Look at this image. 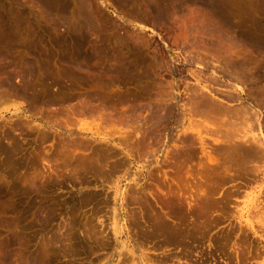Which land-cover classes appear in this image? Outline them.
<instances>
[{
	"label": "rangeland",
	"instance_id": "1",
	"mask_svg": "<svg viewBox=\"0 0 264 264\" xmlns=\"http://www.w3.org/2000/svg\"><path fill=\"white\" fill-rule=\"evenodd\" d=\"M219 2L224 17L215 25L219 30L214 37L222 38L217 44L211 38L213 35L205 39L191 33L193 28L186 32L183 27L185 17L204 11L199 10L202 8L199 5L185 6L181 14L170 12L174 22L170 20V25H165L154 22L151 16L147 18L144 10L138 11L143 9L140 0H0V252H3L0 259L3 257V264H21L39 254L43 259L37 257L41 264H130L134 259L139 263L142 253L168 256L172 260L168 264H264V156H261L264 146L253 142L254 138L260 140V133L264 135V0ZM189 10L194 12L188 15ZM186 21L189 27L194 26L192 19L190 25L187 18ZM184 35L191 36L187 38L193 42L179 41ZM194 39L198 40L197 50L208 47V51H202L205 55L197 53L192 46ZM230 50L233 54L236 51L234 56ZM209 51H215L218 63ZM194 72L202 76L200 80L205 82H201L202 86H214L216 99L194 86L195 78L191 75ZM195 94V99L205 98L207 102L211 99L203 107L204 100H200L201 110L208 107L207 118L203 110L202 116L200 113L193 116ZM217 97L231 105L225 108L232 113L227 111L228 116L233 115L228 121L221 118L226 110L219 111L225 104L219 106ZM212 101L215 109L211 108ZM208 104L213 112L217 109L216 114ZM216 117L223 120L222 125L214 124L216 121L221 124ZM231 119L236 120L230 127L232 130ZM245 126L248 134L252 129L253 139L244 137L248 135ZM239 127L241 131L236 129ZM233 129L237 134L234 135ZM225 131L227 136L230 134L228 140ZM190 144L192 147L188 148ZM257 151H262L261 157L256 156ZM173 159L177 164L182 162L176 175L171 172ZM140 171H145L144 177H140ZM139 177L145 191L127 190L131 180ZM173 180L180 185L184 196L191 198L184 197L176 203L181 206L175 207L180 214H173L177 216L173 220L180 229L164 218L168 210L160 209L167 202ZM173 187L172 191L177 188ZM177 189L174 192L179 193ZM202 192L216 202L214 209H207L209 212L199 211V205L190 208L187 204L197 200ZM125 197L130 203L123 202ZM115 213L119 215L116 219ZM137 215L141 226L133 228L130 218L136 216L137 220ZM143 215L146 220L142 219ZM158 216L167 220L171 229L175 227L173 231L179 234L175 240L143 236L152 230L151 218ZM115 222L122 234L130 233L127 239L121 237L119 243L111 231ZM141 230L146 232L142 231V235ZM100 231L104 232V238ZM125 241L127 247L123 248ZM130 249L133 254L127 251Z\"/></svg>",
	"mask_w": 264,
	"mask_h": 264
},
{
	"label": "bare ground",
	"instance_id": "2",
	"mask_svg": "<svg viewBox=\"0 0 264 264\" xmlns=\"http://www.w3.org/2000/svg\"><path fill=\"white\" fill-rule=\"evenodd\" d=\"M140 2L142 3L143 9L140 10L142 7H141L140 9L138 8V11H142V12L145 11L144 13H145V14H148V15L146 16L147 18H148V16H151V17L153 18V21H154V22H159V23H160V22H164L165 25H170L169 23H171V21H173V20H171V19H172V14H173V15H174V14H181L182 11H185V10H184V9H185V6L199 5V8H200V6H201L202 8H200L199 10L202 9V10H204L205 12H204V11L202 12V11H199V10H198V11H199L198 14H195V12L192 10V11L194 12V14H191L190 17L187 16V17L184 18V20H185V22H186L187 25L184 23L185 26H183V22H181V23H182L181 26L186 27V28H185V29H187L186 32H187V31H190V32H191L190 29L193 28V32H191V33H193L194 35L204 36V38H205V36L208 35V36H207V37H209L208 39H210L211 35H213L211 38H213L214 35L217 36V30H219V29L216 30V29H215V25H217L218 22L220 23V22L222 21V18L224 17L223 12H222V9H221L222 6H221L219 0H140ZM132 3H133V2H132ZM134 3H135V2H134ZM141 3H140V4H141ZM134 5H135V4H134ZM136 6H137V4H136ZM138 6H139V5H138ZM138 6H137V7H138ZM134 7H135V6H134ZM139 7H140V6H139ZM197 7H198V6H197ZM197 7H196V9H197ZM186 9H187V8H186ZM196 9H195V11H196ZM143 10H144V11H143ZM192 11H191V12H192ZM170 12H172V14H171ZM191 12H190V10H189V12H188L187 14L189 15V13H191ZM182 13H183V12H182ZM196 13H197V11H196ZM200 13H203V14H200ZM185 15H186V13H185ZM182 16H183V15H182ZM173 17H175V16H173ZM177 17L179 18L178 15H177ZM188 17H189L190 19H189ZM142 18H143V17H142ZM152 18H151V19H152ZM186 18L188 19L189 25L192 23V21H191V19H192L193 22H194L195 24L193 23V24H191V25H194V26L189 27V26H188V23H187V21H186ZM151 19H150V20H151ZM179 19H180V18H179ZM148 20H149V19H148ZM170 20H171V21H170ZM175 20H178V19L175 18ZM189 20L191 21V23H190ZM151 21H152V20H151ZM153 21H152V23H153ZM180 21H181V19H180L178 22H180ZM182 21H183V20H182ZM173 22H174V21H173ZM175 22H176V21H175ZM154 24H155V23H154ZM223 26H224V25H223ZM165 27H166V26H165ZM167 27H168V26H167ZM167 27H166V28H167ZM216 28H217V26H216ZM218 28H219V27H218ZM222 28H224V27H222ZM185 29H183V30L185 31ZM166 30H167V29H166ZM170 30H171V28H170ZM183 30H182V31H183ZM168 32H169V31H168ZM220 34H221V31H220ZM209 35H210V36H209ZM187 37H189V36L184 35V37H183V38H180L179 41H181V42L186 41V40L188 39ZM190 37H191V36H190ZM190 37H189V38H190ZM194 37H195V36H194ZM196 37H198V36H196ZM218 37H219V36H218ZM226 37H227V36H226ZM226 37H225V38H226ZM204 38H203V39H204ZM214 38H215V37H214ZM214 38H213L212 40H213V41L215 40V43H217V44H219L218 42L220 41V39H222V38L219 37L220 39L218 38V40H219V41H218L216 38H215V39H214ZM229 38H230V37H229ZM176 39H177V38H175V40H176ZM178 39H179V38H178ZM178 39H177V41H178ZM181 39H183V41H182ZM190 39H191V38H190ZM196 39H197V38H196ZM196 39H194V41H195ZM198 39H199V38H198ZM205 39H207V38H205ZM205 39H204V40H205ZM10 40H11V39H10ZM216 40H217V41H216ZM179 41H178V42H179ZM188 41H190V40L188 39L186 43H188ZM199 41H200V39H199ZM210 41H211V40H210ZM213 41H212L211 43H213V44L215 45V43H214ZM229 41H230V39H229ZM231 41H232V40H231ZM178 42H177V45H178ZM191 42H193V41H190V43H191ZM202 42H203V41H202ZM224 42H225V41H224ZM234 42H235V41H234ZM174 43H175V41H174ZM194 43H195V44H194ZM194 43H193L194 45H192V46L195 48L196 44L198 45V40H196V42H194ZM225 43H226V42H225ZM199 44H200V42H199ZM202 44H203V43H202ZM223 44H224V43H223ZM226 44L228 45V42H227ZM226 44H225V45H226ZM208 45H209V44H208ZM214 45H213V46H214ZM230 45H231V44H230ZM189 46H190V45H189ZM192 46H191V47H192ZM198 46H199V45H198ZM202 46H204V45H202ZM202 46H201V47H202ZM213 46H212V47H213ZM215 46H216V45H215ZM221 46H222V45H221ZM228 46H229V45H228ZM231 46H232V45H231ZM193 47H192V49H194ZM204 47H205V46H204ZM217 47H218V46H217ZM219 47H220V45H219ZM222 47L224 48V46H222ZM222 47H221V48H222ZM233 47H234V46H233ZM197 48H198V47H196L195 49L197 50ZM205 48L208 49V47H205ZM215 48H216V47H215ZM226 48H228V47H226ZM199 49H201V48H199ZM199 49L197 50V53H199V52H201V53H199V54H203V53H204L203 55H205V54H206L205 52L208 51L207 49H204V48H203L204 50L201 49V51H199ZM218 49H219V48H218ZM230 49H232V48L230 47ZM205 50H206V51H205ZM211 50H212V49H211ZM223 50H224V49H223ZM223 50H222V51H223ZM227 50H228V49H226L225 52H226ZM234 50H235V49H234ZM202 51H205V52L202 53ZM209 52L212 53V51H209ZM214 52H215V51H214ZM214 52H213V53H214ZM223 52H224V51H223ZM228 52H231V50L228 51ZM232 52H233V51H232ZM232 52H231V54H233ZM235 52H236V51H235ZM235 52H234V54H235ZM1 53H2V51H1ZM195 53H196V52H195ZM213 53L210 55L212 59H214V58L216 57V56H215L216 54L214 53V54H215V55H214ZM218 53H220V52H218ZM192 54H193V53H192ZM199 54H198V56H199ZM224 54H225V53H224ZM224 54H223V56H224ZM234 54H233V56H234ZM2 55H3V54H2ZM208 55H209V53H207V57H208ZM219 55H220V54H219ZM198 56H197V57H198ZM212 56H213L214 58H213ZM217 56H218V55H217ZM225 56L227 57L226 54H225ZM239 56H240V55H238L237 57H239ZM193 57H194V56H193ZM226 57H224V58L227 59ZM237 57H236V59H237ZM240 57H241V56H240ZM200 58H203V57L201 56ZM232 58H235V57H232ZM242 58H243V56H242ZM161 59H162V58H161ZM215 59H216V61H217V63H218L219 60H217V58H215ZM215 59H214V60H215ZM222 59H223V58H222ZM229 59H230V58H229ZM229 59H227V60H229ZM236 59H234V60H236ZM238 60H239V59H238ZM192 61H193V60H192ZM201 61H203V59H201ZM249 61H250V60H249ZM249 61H248V62H249ZM160 62H161V61H160ZM194 62H196V61H194ZM228 63H229V62H228ZM230 63H231V62H230ZM232 63H233V62H232ZM236 63H237V61H236ZM236 63H235V64H236ZM242 63H243V62H242ZM158 64H159V63H158ZM203 64H204V63H203ZM235 64H234V65H235ZM204 65H205V64H204ZM212 65H213V64H212ZM234 65H231V66H234ZM237 65H238V64H237ZM237 65H236L235 67H237ZM240 65H241V63H240ZM246 65H247V64H246ZM157 66H158V65H157ZM241 66H242V65H241ZM31 67H33L32 69H34V66L31 65L30 68H31ZM199 67L202 68L201 64L199 65ZM239 67H240V66H238V68H239ZM159 68H160V67H159ZM224 68H225V67H224ZM230 68H231V67H230ZM232 68H233V67H232ZM232 68H231V69H232ZM238 68H237V69H238ZM234 69H235V68H234ZM234 69H232V70H234ZM237 69H236V70H237ZM241 69H243V68H240V70H241ZM244 69H245V68H244ZM35 70H36V69H35ZM224 70H227V69H224ZM236 70H235V71H236ZM31 71H33V70H31ZM197 71H198V70H197ZM197 71H196V72H197ZM219 71H221V70H219ZM235 71H233V73H234ZM199 72H201V71H199ZM227 72H228V71H227ZM240 72H242V71H240ZM29 73H30V72H29ZM32 73H33V72H32ZM223 73L226 74V72H223ZM243 73H244V72H243ZM33 74H34V73H33ZM197 74H200V73H197ZM214 74H215V73H214ZM234 74H235V73H234ZM191 75L195 78V83H194L195 85H194V86H198L197 89H198V90L200 89V90H199L200 92L202 91L203 93L210 94L213 98L216 99V96L213 94V90H212V88L214 89V86H212V88H211V86H208V84H205L204 86H202L203 84H201V82H202V83H205V82H203V79L200 80L202 76L200 77V75H199V77H198V76L195 74V72H194V73H191ZM215 75H216V74H215ZM236 75H237V74H236ZM236 75H235V76H236ZM224 76H227V75H224ZM224 76H223V77H224ZM238 76L240 77L241 75L239 74ZM238 76L236 77V79L238 78ZM245 76H246V75H245ZM245 76H244V77H245ZM233 78H234V77H233ZM216 80H217V79H216ZM218 80H219V79H218ZM242 81H244V80H242ZM210 82H211V81H210ZM238 82H239V81H238ZM9 83H10V82H9ZM215 83H216V82H215ZM215 83H214V84H215ZM218 83H219V82H218ZM218 83H217V84H218ZM206 85H207V86H206ZM209 85H210V84H209ZM224 87H225V86H224ZM226 87H227V86H226ZM233 88H234V87H233ZM217 89H218V88H217ZM231 90H233V89H231ZM234 90H235V88H234ZM234 90H233V92H234ZM195 91H196V90H195ZM214 91H215V90H214ZM218 91H219V90H218ZM218 91H217V92H218ZM226 91H227V90H226ZM197 92H198V91H196V92H194V93L197 94ZM219 93H220V91H219ZM230 93H231V92L229 91V94H230ZM234 93H235V92H234ZM253 93H254V92H253ZM196 94H195V95H192V97H193V96H194V97L197 96L199 93H198L197 95H196ZM229 94H228V96H229ZM254 94H255V93H254ZM259 94H260V92L257 94V96H258ZM200 95H203V94L200 93ZM231 95H232V94H230V97H231ZM255 95H256V94H255ZM255 95H254V96H255ZM198 96H199V95H198ZM204 96H205V94H204ZM225 96H226V95H225ZM194 97H193V98H194ZM199 97H200V96H199ZM207 97H208V96H207ZM207 97H206V98H207ZM230 97H229V98H230ZM238 97H239V96H238ZM197 98H198V97H197ZM197 98H196V99L194 98V99H195V101H194L195 103H194V102L192 103V105L194 104V105H193V110H192L193 113H194V115H193V113H191V114H192L193 116H195V113L198 114V113H200V112L203 110V111H202L203 113L206 111V113H204V116H206L207 111H208V110H207V109H208L207 105H206V108L204 107L205 110H204V109L201 110V108L203 107L204 104L209 103V101H210L211 99L209 98L210 100H208V102H207V101L204 100L205 98H202V99H201V98H198L199 101L197 100ZM213 98H212V99H213ZM233 98H234V97H233ZM217 99H218V97H217ZM161 100H162V99H161ZM192 100H193V99H192ZM196 100H197L198 102H196ZM200 100H204L205 103H203L204 101H203V102L201 101V102H202V103H201ZM218 100H219L221 103H220V105H219V103H218L217 105L221 106L222 104H225V106H226V107H225L224 105H222V106H224L223 108H220V107H219L220 110H221V111L218 110L219 113H221V112L223 111L222 109H225V108H228L229 106H231L229 103H227V101H223V100H221V99H218ZM218 100H217V101H218ZM235 100H236V99H235ZM157 101H160V100H157ZM213 101H214V100H213ZM213 101H212V107H211V108H212V109H215V108H214V105H213ZM217 101H216V102H217ZM210 102H211V101H210ZM160 103H161V102H160ZM200 103H201V106H202V107H200ZM202 104H203V105H202ZM214 104L216 105V103H214ZM159 105H160V104H159ZM161 106H162V105H161ZM204 106H205V105H204ZM208 106H209V104H208ZM210 106H211V104H210ZM210 106H209V108H210ZM222 106H221V107H222ZM227 106H228V107H227ZM156 107H157V106H156ZM215 107L217 108V106H215ZM232 107H233V106H232ZM191 108H192V106H191ZM211 108H210V111L212 110ZM229 108H231V107H229ZM239 108L241 109V107H239ZM232 109H233V108H232ZM235 109H236V108H235ZM245 109H246V108H245ZM155 110H156V109H155ZM225 110H226V109H225ZM241 110H244V109H241ZM247 110H248V109H247ZM158 111H161V107H160V110H158ZM184 111H185V110H184ZM192 111L190 110V112H192ZM227 111H228V109H227L224 113H221V114H225L224 117H223L222 115H221L222 117H221V116H220V117H221V118H226L225 120H227L228 117H231V118H232L233 115L228 116V115H229L228 113H230L231 111H230V112L228 111V113H227ZM232 111H233V110H232ZM236 111H240V110H236ZM212 112H213V110H212ZM215 112H217V109L215 110ZM215 112H213V113H215ZM234 112H235V110H234ZM244 112H245V111H244ZM246 112H247V111H246ZM155 113H156V112H155ZM155 113H154V114H155ZM203 113H200V114H198V115L202 116ZM211 114H212V113H211ZM215 114H216V113H215ZM215 114H214V115H215ZM227 114H228V115H227ZM230 114H232V113H230ZM233 114H235V113H233ZM236 114H237V112H236ZM236 114H235V116H236ZM244 114H245V113H244ZM184 115H185V114H184ZM198 115H196V117H197ZM214 115H213V116L211 115V117L213 118ZM219 115H220V114H219ZM226 115H227V117H225ZM238 115H240V114L238 113ZM246 115H247V114H246ZM252 115H253V114H252ZM160 116H161V115H160ZM216 116H217V115H216ZM243 116H244V115H243ZM257 116H258V115H257ZM154 117H155V116H154ZM198 117H199V116H198ZM211 117H210V118H211ZM255 117H256V116H255ZM155 118H156V117H155ZM155 118H153V119L155 120ZM158 118H159V117H158ZM204 118H205V117H204ZM204 118H203V119H204ZM206 118H207V116H206ZM216 118H217V117H216ZM216 118H215V120H216ZM221 118H220V119H221ZM235 118H238V116H236ZM243 118H244V117H242V120H243ZM247 118H248V117H247ZM217 119H218V118H217ZM229 119H230V118H228V120H229ZM250 119H251V118H250ZM253 119H254V118H253ZM201 120H202V119H201ZM205 120H206V119H205ZM207 120H208V119H207ZM218 120H219V119H218ZM228 120H227V121H228ZM234 120H235V119H234ZM239 120H240V119H239ZM239 120H238V122H239ZM246 120H247V119H246ZM248 120H249V119H248ZM248 120H247V121H248ZM255 120H256V119H255ZM259 120H260V119H259ZM194 121H195V120H194ZM208 121H209V120H208ZM210 121L213 122L214 120H210ZM220 121H221V124H218V121H216L217 123H214V122H213V123H214V124H217V125H222L223 120H219V122H220ZM247 121H245L244 124L246 123V125L248 126ZM202 122H203V121H202ZM230 122H231L232 124H231ZM230 122H229V123H230L229 128L231 127V125L233 126V123H234V122L236 123V120H235L234 122H232V119H231ZM238 122H237V123H238ZM224 123H225V125L227 124L226 121H224ZM224 123H223V124H224ZM240 123H241V122H240ZM240 123H239V124H240ZM253 123H254V121H253ZM253 123H252V124H253ZM261 123H262V122H261ZM147 124H148V123H147ZM157 124H158V123H157ZM198 124H199V123H198ZM209 124H210V123H209ZM214 124H212V125H214ZM257 124H258V123H257ZM150 125H151V124H150ZM217 125H216V126H217ZM225 125H224L223 127L226 128L227 125H226V126H225ZM228 125H229V124H228ZM235 125H236L235 127H238L237 124H235ZM240 125H241V124H240ZM240 125H239V126H240ZM242 125H243V124H242ZM216 126H214V127H215L214 129H216ZM247 126H245V128L243 127V129H245L244 132H246V127H247ZM249 126H250V125H249ZM249 126H248V127H249ZM251 126H252V125H251ZM253 126H254V125H253ZM261 126H262V125H261ZM148 127H149V126H148ZM204 127H205V125H204ZM218 127H219V126H218ZM220 127H221V126H220ZM235 127H233V128L235 129ZM211 128H212V127H211ZM211 128H210V130H211ZM221 128H222V127H221ZM208 129H209V128H208ZM208 129H206V130L208 131ZM230 129H231V128H230ZM234 129H233V130H234ZM236 129H238V131H239V130H240V127H239V128H236ZM212 130H213V129H212ZM216 130H217V129H216ZM219 130H220V129H219ZM224 130H225V129H224ZM226 130H227V129H226ZM231 130H232V129H231ZM251 130H252V129H250V131H251ZM222 131H223V130H222ZM234 131H235V130H234ZM240 131H241V130H240ZM250 131H249V134H250ZM217 132H218V131H217ZM226 132H228V131H225V133H226ZM232 132H233V131H232ZM232 132H231V133H232ZM235 132H236V131H235ZM244 132H243V134H244ZM219 133H220V132H219ZM221 133H222V132H221ZM233 133H234V132H233ZM246 133H247V132H246ZM252 133H253V132H252ZM254 133H255V132H254ZM258 133H260V132H258ZM258 133H257V134H258ZM223 134H224V133H223ZM235 134H237V132L234 133V135H235ZM238 134H239V133H238ZM247 134H248V133H247ZM249 134H248L247 136H244V137L249 138V137L251 136V138H252V137H253L252 134H250V135H249ZM255 134H256V133H255ZM260 134H261V136H260L261 138H259L258 135H257V137H258L260 140H258V139H256V138H254V139L252 138V139H253V142H254V141H255V142L257 141V142L261 145V147H262V146H264V135H263L262 133H260ZM229 135H230V134H228V136H229ZM241 135H242V134H241ZM244 135H245V134H244ZM226 136H227V133H226ZM226 136H225V138H226ZM228 136H227V140H228ZM231 136H232V134H231ZM248 136H249V137H248ZM255 136H256V135H255ZM232 138L234 139V137H232ZM239 138H240V137H239ZM241 138H243V137H241ZM230 139H231V138H230ZM230 139H229V140H230ZM237 139H238V138H237ZM255 139H256V140H255ZM179 140H180V139H179ZM227 140H226V141H227ZM244 140H245V138H244ZM262 140H263V141H262ZM109 141H110V140H109ZM226 141H223V142H226ZM237 141H238V140H237ZM237 141H236V142H237ZM250 141H251V140H250ZM187 142H188V141H187ZM257 142H256V143H257ZM226 143H227V142H226ZM238 143L241 144L240 142H237V144H238ZM250 143H251V142H250ZM258 143H257V144H258ZM183 144H184V143H183ZM252 144H253V143H252ZM259 144H258L257 146H259ZM188 145H189V144H188ZM188 145H187V146H188ZM232 145H233V144H232ZM241 145H242V144H241ZM183 146H184V145H183ZM185 146H186V144H185ZM222 146H223V145H222ZM235 146H236V145H235ZM257 146H256V147H257ZM179 147H180V146H179ZM190 147H192L191 144H190V146H189L188 148H190ZM223 147H225V146H223ZM226 147H227V146H226ZM228 147H229V145H228ZM238 147H239V145H238ZM185 148H186V147H185ZM230 148H231V146H230ZM239 148H240V147H239ZM252 148H253V147H252ZM258 148H259V147H258ZM262 148H264V147H262ZM262 148H261V149H262ZM182 149H183V148H182ZM182 149H181V150H182ZM227 149H228V148H227ZM231 149H234V148H231ZM231 149H230V150H231ZM243 149H244V148H243ZM246 149H247V147H246ZM248 149L250 150L251 148H249V146H248ZM192 150H193V149H192ZM237 150H238V149H237ZM256 150H257V149H256ZM173 151H174V150H173ZM190 151H191V150H190ZM223 151H226V150L223 149ZM223 151H222V152H223ZM239 151H241V150H239ZM239 151H238V152H239ZM244 151H245V150H244ZM250 151H251V150H250ZM253 151L255 152L254 149H253ZM262 151H263V152H262ZM262 151H261V152L264 153V149H262ZM178 152H179V151H178ZM186 152H187V151H186ZM186 152H185V153H186ZM219 152H221V148H220ZM232 152H235V150H234V151L232 150ZM238 152H237V153H238ZM245 152H247V151H245ZM251 152H252V151H251ZM254 152H253V153H254ZM257 152H258V151H257ZM261 152H260V153H261ZM169 153H170V151H169ZM171 153H172V152H171ZM176 153H177V152H175V154H176ZM179 153H180V152H179ZM191 153H192V152H191ZM239 153H240V152H239ZM247 153H248V152H247ZM247 153H246L244 156L248 155ZM260 153L258 152L257 154H259V155H256V156H260ZM221 154H222V153H221ZM228 154H230V153L228 152ZM167 155H168V154H167ZM172 155H173V153H172ZM176 155H177V154H176ZM183 155H184V150H183ZM183 155H181V157L184 158ZM231 155H232V154H231ZM173 156H174V155H173ZM228 156H230V155H228ZM233 156H234V154H233ZM236 156H238V155H236ZM254 156H255V155H254ZM261 156L263 157L264 155H261ZM261 156H260V157H261ZM167 157H169V156H167ZM187 157H188V156H187ZM210 157H211V156H210ZM246 157H247V156H246ZM250 157H251V156H250ZM171 158H175V157H171ZM183 158H182V159H183ZM230 158H231V156H230ZM235 158H236V157H235ZM235 158H234V159H235ZM256 158H257V157H256ZM175 159H177V158H175ZM175 159H173V160H174L173 162L171 161V163L173 164V167H174V168L170 165V166L173 168V170H171V172H172L174 175H176V174L178 173V170H179V169L181 168V166H182V165H181V166L179 165V163H180L181 161H177V160H179V159H181V158L179 157V159L176 160L177 162H179L178 164L175 162ZM189 159H190V158H189ZM234 159H233V160H234ZM243 159H245V161H246V158H243ZM247 159H248V158H247ZM253 159H254V158H253ZM262 159H263V158H262ZM135 160H136V159H135ZM183 160H184V159H183ZM212 160H213V159H212ZM241 160H242V159H241ZM249 160H250V159H249ZM254 160H255V159H254ZM258 160H259V159H258ZM258 160H257V161H258ZM185 161H186V158H185ZM235 161H236V160H235ZM239 161H240V160H239ZM247 161H248V160H247ZM257 161H256V162H257ZM163 162H164V161H163ZM211 162H212V161H211ZM228 162H229V160H228ZM228 162H227V163H228ZM181 163H182V162H181ZM213 163H214V162H213ZM218 163H219V162H218ZM218 163H217V164H218ZM222 163H223V162H222ZM234 163H235V162H234ZM234 163H233V164H234ZM236 163H237V162H236ZM236 163H235V164H236ZM258 163H260V162L258 161ZM165 164H166V163H165ZM169 164H170V163H169ZM217 164H216V165H217ZM219 164H220V163H219ZM242 164H243V162H242ZM160 165H161V164H160ZM221 165H222V164H221ZM244 165H245V164H244ZM248 165H249V164H248ZM251 165H252V164H251ZM229 166H230V165H229ZM236 166H237V165H236ZM161 167H162V166H161ZM223 167H225V165H224ZM241 167H242V165H241ZM244 167H246V166H244ZM214 168H215V167H214ZM214 168H212V169H214ZM216 168H220V170L222 169L220 166H218V167H216ZM226 168H227V167H226ZM226 168H225V169H226ZM232 168H233V167H232ZM237 168H238V167H237ZM237 168H236V169H237ZM247 168H249V167H247ZM256 168H257V167H256ZM256 168H255V169H256ZM258 168H259V167H258ZM234 169H235V168H234ZM239 169H240V168H239ZM251 169H253V168L251 167ZM263 169H264V168H263ZM214 170H215V169H214ZM247 170H248V169H247ZM249 170H250V168H249ZM223 171H224V170H223ZM223 171H222V172H223ZM229 171H230V170H228L227 172H229ZM233 171H234V170H233ZM238 171H241V169L238 170ZM244 171H246V170H244ZM250 171H251V170H250ZM250 171H249V172H250ZM220 172H221V171H220ZM222 172H221V173H222ZM225 172H226V171H225ZM225 172H224V173H225ZM241 172H242V171H241ZM249 172H248V173H249ZM251 172H252V171H251ZM251 172H250V173H251ZM166 173H167V172H166ZM212 173H213V172H212ZM221 173H220V174H221ZM244 173H246V172H244ZM167 174H168V173H167ZM218 174H219V172H218ZM220 174H219V175H220ZM236 174H237V173H236ZM252 174H253V173H251V175H252ZM139 175H140V177H144V176H145V171H140V172H139ZM219 175H218V176H219ZM244 175H247V173L244 174ZM248 175H249V174H248ZM167 176H168V175H167ZM224 176H225V175H224ZM224 176H223V177H224ZM249 176H250V175H249ZM133 177H134V176H133ZM135 177H136V176H135ZM140 177L137 178V179H136V178H133L132 180L130 179L132 183H130V185H127V186H126V189L129 190V191H132V190H133V191H134V190H137V191H138V190H140V191H141V190H142V191H145V187L142 186V185L140 184V182H139ZM252 177L256 178L255 176H251V178H252ZM257 177H258V176H257ZM163 178H164V177H163ZM171 178H172V177H171ZM219 178H220V177H219ZM221 178H222V177H221ZM224 179H225V178H224ZM171 180H172V179H171ZM222 180H223V179H222ZM164 181H165V180H164ZM175 181H176V180H175ZM175 181L173 180V183H172V185H171V189H169L170 192L168 191L169 194L167 195V202H165L164 205H162V204L160 203V204L162 205V206H160V209H161V210H164V209H167V210H168V212H165V215L163 214V215H164V218L167 219V220L172 221L173 223H175V227L177 228V226H176L177 223L173 220L175 217H177V216L174 217L175 213H176L177 215L180 214V213H177L178 211H177V212L175 211V209H176L177 207H179V206L176 205V203H177V202L180 203L181 200H182L184 197H185V198H187V197L184 196V194H183L184 192H182L183 190L180 188V185H178ZM245 182H246V181H245ZM250 183H252V182H250ZM168 184L170 185V182H169ZM195 184H196V183H195ZM240 184H241V183H240ZM173 186H176V187L178 188V189H177V188H175V189H177V190L179 191V193H176L177 191L174 192L175 189L172 191V188H174ZM242 186H243V185H242ZM242 186H241V187H242ZM236 187H237V186H236ZM137 188H138V189H137ZM184 189H185V188H184ZM188 190L192 191V190H193V187L190 188V189H189V187H188ZM237 191H238V190H237ZM117 192H118V191H117ZM168 192H167V193H168ZM172 192H173V193H172ZM132 193H133V192H132ZM160 193H161V191H160ZM124 194H125V193H124ZM138 194H139V193H138ZM216 194H217V193H216ZM230 194L232 195L231 192H230ZM230 194H228L229 197H231ZM241 194H242V193H241ZM139 195H140V194H139ZM165 195H166V194H165ZM209 195H210V194H209ZM226 195H227V194H226ZM237 195H238V194H237ZM133 196H134V195H133ZM222 196H223V195H222ZM131 197H132V196H131ZM143 197H144V196H143ZM224 197H225V195H224ZM127 198H128V197H127ZM127 198H126V197H125V198H122V199H123V202H124V200H125L126 203H128V202L130 203V200H129V199L127 200ZM187 199H189V198H187ZM190 199H191V198H190ZM190 199H189V200H190ZM223 199H224V198H223ZM226 199H227V198H226ZM226 199H225V200H226ZM229 199H230V198H229ZM229 199H228V200H229ZM263 199H264V198H263ZM263 199H262V200H263ZM132 200H133V198H132ZM143 200H145V199H143ZM176 200H177V201H176ZM221 200H222V199H221ZM139 201H141V200H139ZM165 201H166V200H165ZM173 201H174V202L176 201V202L174 203L175 206L173 205ZM186 201H187V200H186ZM197 201H199V202H198L199 204L197 203ZM218 201H220V200L218 199ZM141 202H142V201H141ZM145 202H146V201H145ZM148 202H149V201H148ZM182 202H183V201H182ZM195 202H196V204H195ZM226 202H227V201H226ZM226 202H225V203H226ZM137 203H138V201H137ZM149 203H150V202H149ZM157 203H159V202H157ZM162 203H163V202H162ZM145 204H146V203H145ZM177 204H178V203H177ZM183 204H184V202H183ZM187 204L190 206V208H191L192 206L194 207V206L196 205V207H197V205H199V207H198V208H200L199 211H202V212H205V211H203V210H207V209L209 210V208L211 209L212 207H215V206H216V205H215L216 202L212 199V197L208 196V194H206L205 192H202V194L200 195V197H199L197 200H196V198H195L194 200L192 199V200L189 201V202L187 201ZM228 204H229V203H228ZM228 204H227V205H228ZM259 204H260V203H259ZM179 205H180V204H179ZM219 205H220V204H219ZM224 205H226V204H224ZM263 205H264V204H263ZM121 206H122V205H121ZM121 206H120V207H121ZM150 206H151V205H150ZM150 206H149V208H150ZM176 206H177V207H176ZM217 206H218V205H217ZM151 207H152V206H151ZM158 207H159V206H158ZM175 207H176V208H175ZM180 207H181V206H180ZM180 207H179V208H180ZM222 207H223V206H222ZM142 208H143V207H142ZM149 208H148V209H149ZM179 208H178L177 210H179ZM190 208H189V209H190ZM224 208H225V207H224ZM152 209H153V207H152ZM194 209H195V208H194ZM194 209H193V210H194ZM212 209H214V208H212ZM215 209H216V208H215ZM219 209H220V208H219ZM225 209H226V208H225ZM262 209H263V208H262ZM180 210H182V209H180ZM208 210H207V211H208ZM221 210H223V208H222ZM227 210H228V209H227ZM148 211H149V210H148ZM153 211H154V210H153ZM196 211H197V210H196ZM196 211H194V212H196ZM214 211H215V210H214ZM130 212H131V211H130ZM146 212H147V211H146ZM149 212H151V211H149ZM186 212H187V211H186ZM202 212H201V213H202ZM208 212H209V211H208ZM220 212H221V211H220ZM222 212L225 213L226 211H222ZM158 213H159V212H158ZM183 213H184V212H183ZM191 213H192V212H191ZM210 213H212V212L210 211ZM226 213H227V212H226ZM226 213H225V214H226ZM115 214H116V213H115ZM146 214H147V213H146ZM173 214H174V215H173ZM192 214H194V213H192ZM198 214H199V213H198ZM198 214H197V215H198ZM151 215H153V214L151 213ZM172 215H173V218H171ZM201 215H202V214H201ZM117 216H119V215L116 214L115 219L117 218ZM125 216H126V215H125ZM137 216H138V215H137ZM156 216H157V213H156L155 217H156ZM161 216H162V215H161ZM187 216H188V215H187ZM207 216H208V215H207ZM209 216H211V214H210ZM131 217H132V218H130L131 223H130V222H129V223H130V225L133 226V228H134V226H138V225L141 226V225L139 224V223H141V222L139 221V220L141 219L139 216H138L139 219L137 218V220H136V218H135L136 216H135V217L131 216ZM144 217H145V216L143 215V216H142V219L146 220L147 218L145 219ZM192 217H193V216H192ZM194 217H195V216H194ZM204 217H205V216H204ZM127 218H128V217H127ZM133 218H135V219H133ZM150 218H151V217H150ZM150 218H149V220H150ZM152 218H154V217H152ZM152 218H151V220H154V221H151V220H150V221H151V224L148 222L150 225L153 226V227H151V229H152V230H150L151 232H149V233L147 232L148 234H147V233H144V235H143L142 231L145 230V228H144V230H141V233H140V234H142L143 236H145L146 239L149 238V237H155V236L158 235V236H165V237H164L165 240L167 239L168 241L175 240V237H176L177 234H178L176 231H175V232L173 231V230H175V229H174L175 227H174L173 229H171L172 226L170 227V226H169L170 224H167V220H165L164 218L161 220L162 217L159 218V216H158L157 219L155 218L156 220H155V219H152ZM196 218H197V217H195V219H196ZM211 218H212V217H211ZM132 219H133V220H132ZM182 219H183V218H182ZM184 219H186V218H184ZM195 219H194V220H195ZM70 220H71V219H70ZM130 220H129V221H130ZM149 220H148V221H149ZM262 220H263V219H262ZM138 221H139V222H138ZM170 221H169V222H170ZM74 222H75V221H74ZM152 222H153V223H152ZM181 222L183 223L182 220H181ZM100 223H101V222H100ZM145 223H146V221H145ZM179 223H180V222H179ZM179 223H178V224H179ZM182 223H181V225H182ZM187 223H188V222H187ZM195 223H196V222H195ZM142 224H143V223H142ZM192 224H193V223H192ZM179 225H180V224H179ZM179 225H178V226H179ZM74 226H75V225H74ZM117 226H118V224H117V222H115V227H114L111 231H113V236H114V240H115V242H118V243H119V241L122 239L121 237H126V239H127V238H128L127 235H129L130 233H129V232H124V233L122 234V232H120V230H119V228H117ZM173 226H174V225H173ZM189 226H190V224H189ZM70 227H71V226H70ZM128 227H129V226H128ZM194 227H195V226H194ZM259 227H260V226H259ZM86 228H87V227H86ZM133 228H132L131 230H133ZM148 228H149V227H148ZM178 228H179V227H178ZM178 228H177V229H178ZM197 228H199V227H197ZM251 228L253 229V227H251ZM70 229H71V228H70ZM84 229H85V228H84ZM135 229H136V228H135ZM137 229H139V228H137ZM179 229H180V228H179ZM184 229H185V228H184ZM187 229H189V228H187ZM193 229H195V228H193ZM259 229H260V228H259ZM263 229H264V227H263ZM66 230H67V228H66ZM71 230H73V228H72ZM71 230H70V231H71ZM74 230H75V229H74ZM87 230H89V229H87ZM147 230H148V229H147ZM241 230H242V229H241ZM261 230H262V229H261ZM102 231H103V230H102ZM102 231H100V232H102ZM139 231H140V230H139ZM177 231H178V230H177ZM191 231H192V230H191ZM263 231H264V230H263ZM144 232H146V231H144ZM184 232H185V231H184ZM189 232H190V231H189ZM192 232H193V231H192ZM63 233H64V232H63ZM103 233H104V232H102L100 236H102ZM110 233H111V232H110ZM110 233H109V234H110ZM263 233H264V232H263ZM88 234H89V233H88ZM121 234H122L123 236H121ZM180 234L182 235V233H180ZM64 235H65V234H64ZM70 235H71V234H70ZM92 235H93V234H92ZM95 235H96V234H95ZM178 235H179V234H178ZM181 235H180V236H181ZM185 235H186V234H185ZM104 236H105V235H104ZM106 236H107V235H106ZM140 236H141V235H140ZM143 236H142V237H143ZM158 236H157V237H158ZM180 236H179V237H180ZM68 237H69V236H68ZM94 237H95V236H94ZM102 237H103V236H102ZM142 237H141V238H142ZM186 237H187V236H186ZM253 237H254V236H253ZM62 238H63V237H62ZM103 238H104V237H103ZM107 238H108V236H107ZM107 238H106V239H107ZM109 238H110V237H109ZM130 238H131V237H130ZM141 238H140V239H141ZM173 238H174V239H173ZM176 238H177V237H176ZM63 239H64V238H63ZM143 239H144V237H143ZM146 239H145V240H146ZM180 239H181V238H180ZM53 240H54V239H53ZM59 240H60V239H59ZM61 240H62V239H61ZM65 240H66V239H65ZM70 240H71V239H70ZM97 240H100V239H96L95 241H97ZM108 240H109V239H108ZM150 240H152V239H150ZM167 240H166V241H167ZM184 240H185V239H184ZM55 241H56V240H55ZM101 241H102V240H101ZM104 241H105V239H104ZM111 241H112V240H111ZM137 241H138V240H137ZM7 242H8V241H7ZM58 242H59V241H58ZM68 242H69V241H68ZM143 242H144V241H143ZM162 242H163V241H161V243H162ZM14 243H15V242H14ZM14 243H13V244H14ZM100 243H101V242H100ZM102 243H103V242H102ZM118 243H117V244H118ZM172 243H173V241H172ZM54 244H55V243L53 242V245H52V246H55ZM98 244H99V243H98ZM104 244H105V243H103V245H104ZM106 244H107V242H106ZM112 244H113V243H112ZM112 244H111V245H112ZM146 244H147V243H146ZM155 244H156V243H155ZM5 245H6V244H5ZM62 245H63V244H62ZM111 245H109V246H111ZM166 245H167V244H166ZM9 246H10V243H9ZM14 246H15V245H14ZM64 246H65V244H64ZM99 246H100V245H99ZM104 246H105V245H104ZM115 246H117V245L115 244ZM115 246H114V247H115ZM119 246H120V245H119ZM121 246H123V248H124V247H127V245H126V241H125V242H122V245H121ZM1 247H3V246H1ZM10 247H13V246L11 245ZM45 247H46V245H45ZM97 247H98V246H97ZM134 247H135V246H134ZM146 247H147V246H146ZM262 247H263V246H262ZM7 248H8V245H7ZM46 248H47V247H46ZM143 248H144V247H143ZM166 248H167V247H166ZM238 248H240V247H238ZM14 249H15V248H14ZM51 249H52V248H51ZM64 249H65V248H64ZM154 249H155V248H154ZM158 249H159V248H158ZM158 249H157V250H158ZM242 249H243V248H242ZM255 249H256V248H255ZM4 250H5V249H4ZM8 250H9V249H8ZM42 250H43V249H42ZM44 250H45V249H44ZM52 250H54V249H52ZM68 250H69V249H68ZM45 251H46V250H45ZM64 251H66V250H64ZM127 251H129V253L133 254V249H130V250H127ZM54 252H55V251H54ZM71 252H72V251H71ZM242 252H243V250H242ZM0 253H3V252H0ZM6 253H7V252H6ZM12 253H13V252H12ZM21 253H22V252H21ZM21 253H20V254H21ZM47 253H48V252H47ZM52 253H53V252H52ZM239 253H240V252H239ZM10 254H11V253H10ZM37 254H38V253H37ZM48 254H50V253H48ZM142 254H143V255H142L143 257H142V258L140 257L141 259H140V262H139V263H135V262H134L135 259H134L133 261L130 262V264H168V260H169V257H168V256H167V257H166V256H164V257H159V255L156 253L158 256H155V255H154V257H152L151 255L149 256V255L146 254V253H142ZM246 254H247V253H246ZM246 254H245V255H246ZM3 255H4V254H3ZM5 255H6V254H5ZM5 255H4V256H5ZM7 255H8V254H7ZM7 255H6V256H7ZM13 255H14V254H13ZM21 255H22V254H21ZM31 255H32V253H31ZM33 255H34V254H33ZM39 255H41V254H39ZM39 255H36V256L38 257ZM239 255H240V254H239ZM253 255H254V254H253ZM253 255H252V256H253ZM0 256H1V255H0ZM34 256H35V255H34ZM44 256H45V255H44ZM46 256H47V255H46ZM11 257H12V255H11ZM11 257H9V258H11ZM19 257H20V256H19ZM30 257H32V256H30ZM37 257H36V258L34 257V259H30V258H29V260L26 259L25 262L23 261V263H21L22 261L20 260V261H21L20 263H21V264H41L42 262H41V263H38V260L40 259V257H38L39 259H37ZM41 257H42V256H41ZM175 257H176V256H175ZM254 257H255V256H254ZM2 258H3V257H2ZM2 258H1V259H2ZM12 258H13V257H12ZM24 258H25V257H24ZM24 258L21 257V259H23V260H24ZM26 258H27V256H26ZM32 258H33V257H32ZM44 258L46 259V257H44ZM229 258H230V257H229ZM240 258H243V257H240ZM246 258H247V257H246ZM250 258H251V257H250ZM256 258H257V257H256ZM1 259H0V264H3V262H2ZM4 259H5V257H4ZM36 259H37V260H36ZM171 259H172V258H171ZM233 259H234V258H233ZM233 259H232V260H233ZM6 260H7V259H6ZM41 260H43V259H40V261H41ZM230 260H231V259H230ZM253 260H254V259H253ZM18 261H19V260H18ZM169 261H172V260H169ZM247 261H248V260H247ZM231 262H232V261H231ZM241 262H242V261H241ZM11 263H13V262H11ZM48 263H49V262H48ZM243 263H244V262H243ZM246 263H247V262H246ZM258 263H259V262H258Z\"/></svg>",
	"mask_w": 264,
	"mask_h": 264
}]
</instances>
